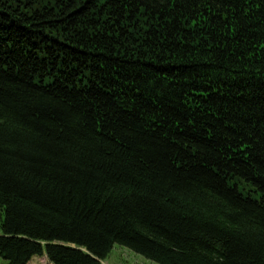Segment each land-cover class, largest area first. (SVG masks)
<instances>
[{"label": "trees", "instance_id": "16d2710c", "mask_svg": "<svg viewBox=\"0 0 264 264\" xmlns=\"http://www.w3.org/2000/svg\"><path fill=\"white\" fill-rule=\"evenodd\" d=\"M0 257L264 264V0H0Z\"/></svg>", "mask_w": 264, "mask_h": 264}, {"label": "rangeland", "instance_id": "374dc122", "mask_svg": "<svg viewBox=\"0 0 264 264\" xmlns=\"http://www.w3.org/2000/svg\"><path fill=\"white\" fill-rule=\"evenodd\" d=\"M3 218V212L0 209V224ZM1 234V230H0ZM6 262L0 257V264H5ZM29 264H51L47 257H35ZM101 264H156L150 260H147L143 256L123 247L116 245L114 246L112 252L108 258Z\"/></svg>", "mask_w": 264, "mask_h": 264}]
</instances>
